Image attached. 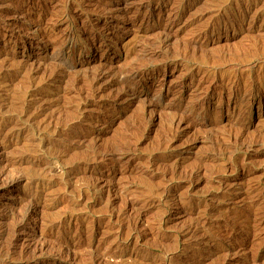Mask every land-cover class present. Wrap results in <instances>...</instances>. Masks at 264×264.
I'll return each instance as SVG.
<instances>
[{
	"label": "rangeland",
	"instance_id": "374dc122",
	"mask_svg": "<svg viewBox=\"0 0 264 264\" xmlns=\"http://www.w3.org/2000/svg\"><path fill=\"white\" fill-rule=\"evenodd\" d=\"M0 109V264H264V0H0Z\"/></svg>",
	"mask_w": 264,
	"mask_h": 264
},
{
	"label": "bare ground",
	"instance_id": "6f19581e",
	"mask_svg": "<svg viewBox=\"0 0 264 264\" xmlns=\"http://www.w3.org/2000/svg\"><path fill=\"white\" fill-rule=\"evenodd\" d=\"M49 43V42H48ZM21 68V67H20ZM25 68V67H24ZM137 70V69H136ZM127 71V70H126ZM132 71V70H131ZM127 72H129V71H127ZM126 72V73H127ZM132 72H134V70L132 71ZM138 72V71H137ZM125 73V72H124ZM134 74V73H133ZM132 75V74H131ZM30 78V77H29ZM30 80V79H29ZM32 81V80H31ZM30 82V81H29ZM31 83V82H30ZM24 95V94H23ZM19 96V95H18ZM28 97V96H27ZM27 97H26V99H27ZM23 102V101H22ZM24 103V102H23ZM27 103V102H26ZM2 104V103H1ZM3 105V104H2ZM27 105V104H26ZM19 106V105H18ZM30 106V105H29ZM15 108H16V106H15ZM33 108V107H32ZM30 109V108H29ZM1 110V109H0ZM27 111V110H26ZM30 111V110H29ZM31 112H32V110H31ZM1 113V112H0ZM3 114V113H2ZM16 114H18V113H16ZM25 114H27V113H25ZM31 114V113H30ZM33 114V113H32ZM1 116V115H0ZM5 116V115H4ZM14 116V115H13ZM12 116V117H13ZM34 116V115H33ZM2 117H3V115H2ZM29 118V117H28ZM30 118H31V116H30ZM29 118V119H30ZM37 118V117H36ZM11 119V118H10ZM7 120V119H6ZM26 120V119H25ZM30 120H32V119H30ZM1 121H3V120H1ZM5 121V120H4ZM36 121V120H35ZM48 124L49 123H51V122H47ZM1 124V123H0ZM5 124H7V123H5ZM9 124H11V123H9ZM40 124V123H39ZM42 124V123H41ZM4 125V124H3ZM34 125V124H33ZM6 126V125H5ZM31 126V125H30ZM3 127V126H2ZM39 128H41V127H39ZM51 128V127H50ZM6 129V128H5ZM12 129V128H11ZM43 129V128H42ZM37 130H38V128H37ZM9 131H10V129H9ZM1 132H2V129H1ZM10 133V132H9ZM8 134V133H7ZM21 180V179H20ZM27 181H28V179H26ZM16 182V181H15ZM15 184V183H14ZM19 185V184H18Z\"/></svg>",
	"mask_w": 264,
	"mask_h": 264
}]
</instances>
